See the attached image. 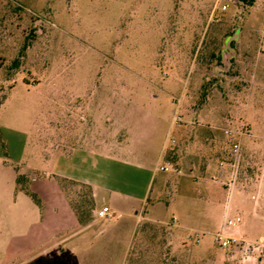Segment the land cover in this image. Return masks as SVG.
<instances>
[{
	"label": "rangeland",
	"instance_id": "1",
	"mask_svg": "<svg viewBox=\"0 0 264 264\" xmlns=\"http://www.w3.org/2000/svg\"><path fill=\"white\" fill-rule=\"evenodd\" d=\"M50 113L57 136L70 126L73 140L83 131L97 149L108 138L121 159L144 157L151 170H167L154 171L126 244L104 242L114 236L108 226L116 214L80 237H61L62 256L17 257L10 246L33 245L19 236L46 198L37 194V205L18 195L15 169L0 159V264H264V256L220 250L213 235L238 183L249 191L258 183L252 203L264 186V0H0V140L12 151L47 142ZM152 114L158 120L148 139ZM206 161L212 166L204 169ZM114 170L128 169L106 164ZM71 194L84 219L95 208L90 188ZM43 222L53 225L48 214ZM237 228L254 238L264 232L242 217Z\"/></svg>",
	"mask_w": 264,
	"mask_h": 264
},
{
	"label": "crops",
	"instance_id": "2",
	"mask_svg": "<svg viewBox=\"0 0 264 264\" xmlns=\"http://www.w3.org/2000/svg\"><path fill=\"white\" fill-rule=\"evenodd\" d=\"M65 111L67 112V109H65ZM157 118L158 117L152 114V123L144 135L145 138H152L156 128ZM43 127L49 132V139L47 142L42 143L35 141V143L31 142V144H28L24 141L14 151H12L8 143L7 156H4L2 149H0V159L3 160V163L10 164L15 169V192L18 193V195L19 193L28 195L23 189L18 187L16 182L17 176L22 174L28 177L26 186L36 195H41L42 199L44 197L46 198L45 210L39 207V214H36L34 219L27 224L28 230L23 236H19L21 234L16 235L19 236V238H29L33 242V245L17 247L12 244L10 246L12 252L17 253V257L20 256L19 254H22L20 257H28L36 250L40 252L39 258H49L48 256H44L49 251H53V254L57 257L62 256L63 253L56 247V243L61 237H64L63 240L77 235L80 237L83 235L82 232L92 227L97 219L111 221L116 214L119 216L112 220L111 224L108 226V228H114V236L106 238L104 242H115L116 244L121 243L122 245L126 244L129 241L135 224L139 221L138 205L142 204L143 201L148 198L150 183L154 176L153 173L157 168L155 167L154 171L151 170L149 165L151 162L147 161L144 157H137V162L135 163L121 159L119 157L120 149L117 144H115L114 141L111 142L108 138L100 139L99 144H97V149H93L88 135L83 131L73 140L71 137L72 128L70 126L68 129L65 127L64 135L57 136V131L61 130V127L57 122L55 113H50ZM1 134L3 135L2 131ZM60 147L66 149L60 151L58 149ZM240 152L245 156V149H241ZM58 153L59 155L57 156ZM56 156L59 158L60 165H56ZM41 162L48 163L47 170L39 169V167L35 165V163ZM106 164L115 166L116 168L124 166L128 169L126 171L127 173L124 174L117 170L105 171ZM211 166V163L206 161L204 169L210 168ZM34 169L38 171V174L32 176L30 173L31 170ZM229 172L231 171L220 169L218 175L222 178H227ZM83 185L90 187L95 205L92 212V220L87 221V223H82V221H80L71 200L73 189ZM253 185L254 187L251 191L240 183H238V189L236 191L235 185L231 193L234 194L236 191V199L235 201L233 200L232 204L231 196V200L228 201L225 208L228 209L229 215L230 211L233 210L231 216L239 214L247 225L250 224L263 227L264 186H262L263 183L260 184L262 187L260 191H257L259 192L258 197L256 201L252 203L250 200L248 201V198L256 192L258 183ZM102 196L105 197V200L103 203L99 204V199ZM242 198H244V203L241 200ZM155 205L156 204H152L151 206L154 207ZM103 206L109 208L110 216L108 218H100L97 216V211ZM29 207L31 211V206ZM206 209L209 210L207 207ZM148 212L151 213V211ZM47 214L53 221V225L48 227L43 226L45 224L43 218ZM143 219L155 220L151 215H144ZM172 219L178 226H184L183 222L187 221L178 214H176V216L173 215ZM160 220L162 222V219H158V221ZM188 220H190V218H188ZM218 228L219 226L217 224L214 232ZM231 232L240 236L244 234L250 239L254 238L245 230L241 234L239 228L232 229ZM228 251L231 252V250ZM0 263L4 262L0 261Z\"/></svg>",
	"mask_w": 264,
	"mask_h": 264
},
{
	"label": "built area",
	"instance_id": "3",
	"mask_svg": "<svg viewBox=\"0 0 264 264\" xmlns=\"http://www.w3.org/2000/svg\"><path fill=\"white\" fill-rule=\"evenodd\" d=\"M179 116H174L172 118V123L179 122ZM229 135L235 134H244V131L241 129L239 131L227 130ZM233 152L235 154L239 153L238 144H233ZM158 170H167V167L162 165L156 167ZM233 185L230 186L232 189ZM97 216L100 218H108L110 216L109 208L103 206L97 211ZM241 217L239 215L229 216L228 209H226L225 216L221 222L219 228L213 233L214 241L222 251L231 250V252H239L242 255L247 257H263L264 256V233L258 236L256 239H250L247 237L240 236L234 232H231L229 228L236 229L239 225Z\"/></svg>",
	"mask_w": 264,
	"mask_h": 264
},
{
	"label": "trees",
	"instance_id": "4",
	"mask_svg": "<svg viewBox=\"0 0 264 264\" xmlns=\"http://www.w3.org/2000/svg\"><path fill=\"white\" fill-rule=\"evenodd\" d=\"M243 1H247V0H243ZM1 136V135H0ZM1 141V144H2V151H3V154L4 156H7V146L6 144L4 143L3 139L0 140ZM28 181V177L26 175H18L17 178H16V182L18 184V187L20 189H23L37 204L40 203V200L39 198L37 197V195L32 192L27 186H26V182ZM88 188H90L89 186H86ZM74 206V205H73ZM75 209V208H74ZM76 213H77V210L75 209ZM92 212H93V207L90 208V212H88V214H86L85 218H80L78 213V217L80 218V221H82V223H87V221H91L92 220Z\"/></svg>",
	"mask_w": 264,
	"mask_h": 264
}]
</instances>
